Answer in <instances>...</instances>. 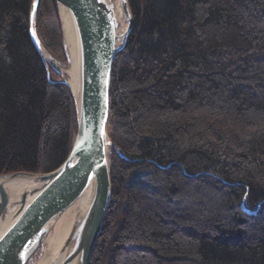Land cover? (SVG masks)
<instances>
[{
  "label": "trees",
  "instance_id": "trees-1",
  "mask_svg": "<svg viewBox=\"0 0 264 264\" xmlns=\"http://www.w3.org/2000/svg\"><path fill=\"white\" fill-rule=\"evenodd\" d=\"M0 0V175L42 173L77 132L70 87ZM115 59L112 199L90 264H264V0H129ZM36 33L67 62L60 9Z\"/></svg>",
  "mask_w": 264,
  "mask_h": 264
},
{
  "label": "water",
  "instance_id": "water-1",
  "mask_svg": "<svg viewBox=\"0 0 264 264\" xmlns=\"http://www.w3.org/2000/svg\"><path fill=\"white\" fill-rule=\"evenodd\" d=\"M56 1L61 19V5L68 8L76 32L77 91L67 79L62 82L74 96L77 132L69 155L57 168L0 175V222L12 213L10 224L0 228V264H29L73 205L77 213L69 234L46 264H90L112 199V157L121 152L109 135L110 91L115 59L134 26L129 0ZM39 3L33 0L31 34L46 63L56 69L36 33ZM65 44L67 48L66 39ZM17 177L28 183L12 199L5 183Z\"/></svg>",
  "mask_w": 264,
  "mask_h": 264
},
{
  "label": "bare ground",
  "instance_id": "bare-ground-1",
  "mask_svg": "<svg viewBox=\"0 0 264 264\" xmlns=\"http://www.w3.org/2000/svg\"><path fill=\"white\" fill-rule=\"evenodd\" d=\"M61 13L63 19V25L65 30V39L67 48L71 57V65L65 71L67 74V81L70 86L77 91L78 88V65H77V39L76 32L73 23L72 16L65 5H61ZM44 55H47L44 52ZM28 183L27 178H14L5 183L7 191L10 193L12 199L19 197L20 193ZM77 213V206L73 205L68 208L56 221L45 240V248L42 257L36 264H46L50 258L58 251L63 242L65 241L69 231L73 225L75 216ZM12 220V213L9 214L4 221L0 222V228L3 230L6 228Z\"/></svg>",
  "mask_w": 264,
  "mask_h": 264
},
{
  "label": "rangeland",
  "instance_id": "rangeland-1",
  "mask_svg": "<svg viewBox=\"0 0 264 264\" xmlns=\"http://www.w3.org/2000/svg\"><path fill=\"white\" fill-rule=\"evenodd\" d=\"M62 21V19H61ZM62 31H63V40H64V46H65V49H66V53H67V58H68V61L67 62H63V61H60L56 58H54L53 56H51V58L53 59V63L54 65L56 66V71L59 73V75L61 76V79L59 81H63L64 79H67V74L65 73V71L70 67L71 65V60H70V57H69V54H68V51H67V48H66V44H65V37H64V30H63V23H62ZM44 248H45V243L42 244V246L40 247V249L38 250L37 254L34 256V258L30 261L29 264H36L39 259L42 257L43 253H44Z\"/></svg>",
  "mask_w": 264,
  "mask_h": 264
}]
</instances>
